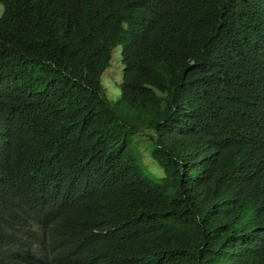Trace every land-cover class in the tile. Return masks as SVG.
I'll return each mask as SVG.
<instances>
[{"label": "trees", "instance_id": "trees-1", "mask_svg": "<svg viewBox=\"0 0 264 264\" xmlns=\"http://www.w3.org/2000/svg\"><path fill=\"white\" fill-rule=\"evenodd\" d=\"M0 2L1 264H264V0Z\"/></svg>", "mask_w": 264, "mask_h": 264}, {"label": "rangeland", "instance_id": "rangeland-1", "mask_svg": "<svg viewBox=\"0 0 264 264\" xmlns=\"http://www.w3.org/2000/svg\"><path fill=\"white\" fill-rule=\"evenodd\" d=\"M3 11L4 5L0 2V17ZM122 71L121 47H118L114 50L110 68L102 76V81L107 89V95L110 100H116L121 95L120 83L122 82ZM143 161L149 169L153 168V171L158 173L160 177L164 175L162 167L154 161L150 152L148 153L146 150L144 151Z\"/></svg>", "mask_w": 264, "mask_h": 264}, {"label": "clouds", "instance_id": "clouds-1", "mask_svg": "<svg viewBox=\"0 0 264 264\" xmlns=\"http://www.w3.org/2000/svg\"><path fill=\"white\" fill-rule=\"evenodd\" d=\"M152 172H154V171H152ZM154 173H156V172H154ZM156 174H158V173H156ZM158 175H159V174H158ZM23 214H24V211H23V213L20 215V217H19L18 219L14 220L13 222L7 223V224L4 226V228H3V230H2V233H1V235H0V242H1V241H4L6 238H8V237H10V236L13 235L14 228L16 227V225L18 224V222H19L20 219L22 218ZM0 264H1V263H0Z\"/></svg>", "mask_w": 264, "mask_h": 264}]
</instances>
